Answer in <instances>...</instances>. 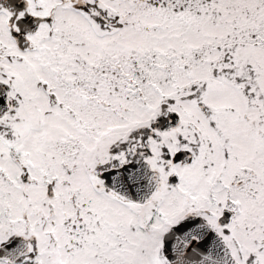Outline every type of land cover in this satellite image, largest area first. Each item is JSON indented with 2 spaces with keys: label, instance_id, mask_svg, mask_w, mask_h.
I'll return each instance as SVG.
<instances>
[{
  "label": "flooded vegetation",
  "instance_id": "obj_1",
  "mask_svg": "<svg viewBox=\"0 0 264 264\" xmlns=\"http://www.w3.org/2000/svg\"><path fill=\"white\" fill-rule=\"evenodd\" d=\"M116 12L100 0L0 3V264H171L166 233L195 217L237 264H264V97L241 119L201 87L199 119L178 111L171 128L155 122L176 109L127 113L144 99L129 81L143 53L115 34L127 24ZM81 15L106 33L89 49ZM44 42L55 49L31 66ZM113 116L129 123L112 129ZM145 164L159 178L149 196Z\"/></svg>",
  "mask_w": 264,
  "mask_h": 264
},
{
  "label": "rangeland",
  "instance_id": "obj_2",
  "mask_svg": "<svg viewBox=\"0 0 264 264\" xmlns=\"http://www.w3.org/2000/svg\"><path fill=\"white\" fill-rule=\"evenodd\" d=\"M100 1L111 11L126 14L125 28L115 34L124 35L128 50L143 53L142 80L129 73V81L143 85L144 99L140 105L129 102L127 113L141 112L146 121L164 110L176 109L186 121L191 119L189 115L199 119L202 113L191 93L206 87L202 96L207 102L222 112L223 105H233L243 119L246 113H253L248 109V98L253 93L264 97V0ZM81 17L77 39L87 43L82 49H89L90 40L100 41L93 35L106 33L86 16ZM55 46L56 43L44 42L39 48L41 56L35 52L26 57L30 65L42 66L44 50ZM238 65L256 69L258 90L249 86L247 94L245 85L239 87L214 75L215 69ZM7 66L14 70L24 63L15 61ZM261 103L258 102L259 106ZM259 106L254 107L255 116L260 112ZM112 119V129H121L118 125L129 123L120 122L119 117Z\"/></svg>",
  "mask_w": 264,
  "mask_h": 264
},
{
  "label": "water",
  "instance_id": "obj_3",
  "mask_svg": "<svg viewBox=\"0 0 264 264\" xmlns=\"http://www.w3.org/2000/svg\"><path fill=\"white\" fill-rule=\"evenodd\" d=\"M3 1L7 4L9 2V0H0V3ZM179 121L180 114L173 111L166 117H159L155 126L171 128L177 126ZM164 124L170 125L164 127ZM145 165L144 186L149 196L157 188L159 178L155 174L153 182L149 183L146 176L149 173V166ZM164 253L171 264H237L231 252L222 245L216 234L200 217L184 220L166 233Z\"/></svg>",
  "mask_w": 264,
  "mask_h": 264
},
{
  "label": "trees",
  "instance_id": "obj_4",
  "mask_svg": "<svg viewBox=\"0 0 264 264\" xmlns=\"http://www.w3.org/2000/svg\"><path fill=\"white\" fill-rule=\"evenodd\" d=\"M247 43V42H245ZM256 70V69H255ZM254 69L251 68L250 65H245V67H241V66H235V68L229 67V70L227 71H222V72H216L214 75L217 77V75L219 76L220 79L224 80V81H229L231 83H234L240 87H242L243 85H245V91L247 94H249V86L251 87H255L256 90H258L259 88V83L256 80V76H258V74L256 73ZM251 79V80H250ZM248 82H252L250 84H247Z\"/></svg>",
  "mask_w": 264,
  "mask_h": 264
}]
</instances>
